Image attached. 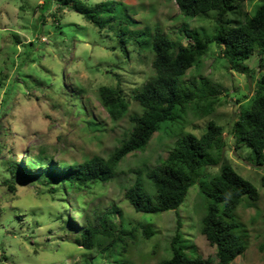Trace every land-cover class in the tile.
Masks as SVG:
<instances>
[{
	"label": "rangeland",
	"instance_id": "rangeland-1",
	"mask_svg": "<svg viewBox=\"0 0 264 264\" xmlns=\"http://www.w3.org/2000/svg\"><path fill=\"white\" fill-rule=\"evenodd\" d=\"M43 1L0 0V264H157L170 258L178 233L186 251L216 261V247L201 233L207 200L200 181L177 211L136 212L125 196L137 179L154 196L147 171L167 159L179 137L205 133L210 120L224 127L227 146L220 165L206 172L219 173L223 164H229L260 194L256 207L242 204L236 210L248 247L232 264H264V165L231 134L241 109L255 93L258 54L245 62L248 70L241 74L228 68L222 47L211 43L204 65L191 69L184 81L204 79L217 86L214 113L204 116L189 107L184 117L163 125L144 151L129 154L106 184L58 190L57 185L12 175V166L29 172L28 162L40 149L56 164L110 156L132 129L129 116L141 114L142 109L128 97L129 114L113 121L99 100L100 86H116L119 79L131 94L154 75L153 54L145 44L157 28L174 40L181 39L184 28L198 29L202 38L213 37L221 17L209 12L187 18L175 0H77L89 8L103 5L100 19L106 23L99 29L73 3L61 7L57 0H49V9L39 11ZM262 3L247 1L240 10L228 12L223 26H238L245 21L243 14L254 16ZM97 208L101 213L120 211L113 219L125 227L122 233L131 231L126 237L127 258L112 260L77 244L79 232L68 223L80 227L82 214L91 216ZM150 229L154 234L147 238Z\"/></svg>",
	"mask_w": 264,
	"mask_h": 264
},
{
	"label": "trees",
	"instance_id": "trees-1",
	"mask_svg": "<svg viewBox=\"0 0 264 264\" xmlns=\"http://www.w3.org/2000/svg\"><path fill=\"white\" fill-rule=\"evenodd\" d=\"M247 1L251 0H175L180 12L190 19L206 16L211 12L220 14L216 33L213 37L202 38L198 29L184 28L180 31L184 34L181 39L174 40L157 28L151 35V40L145 44L153 54L154 75L129 95L119 79L116 86H100L99 100L113 121L118 122L129 114L128 97L142 109L141 114L129 116L132 129L114 152L107 158L94 156L78 164H56L53 157L40 149L28 162L29 172L12 166V175L18 179L38 181L43 185H57L58 190L66 186L81 189L106 184L117 176L119 164L129 154L144 151L153 135L160 132L163 125L175 123V119L181 115L184 117L189 107L192 106L204 116L212 115L215 105L219 103V98L215 95L217 86L204 79L189 84L184 81L191 69H199L204 65V56L211 43L222 47L221 55L228 68L234 72L246 73L248 67L245 62L255 54L260 57V75L255 93L248 101L249 105L241 109L231 134L236 143L243 142L251 148L254 152L252 157L263 166L264 3L256 9L254 16L243 14L245 21L236 27H225L222 21L228 12L240 10ZM49 2L43 1L37 9H49ZM57 2L61 7L73 3L74 9L83 14L87 21L99 29L104 28L106 22L100 19L102 4L89 8L77 0ZM185 38L190 41L184 43ZM224 134V127L215 120H210L206 132L201 136L187 133L179 137L167 159L146 173V178L155 191L154 196L139 179L126 189L125 196L133 209L145 214L177 211L189 190L199 181L205 189L204 194L200 188L207 200L206 213L201 221V233L216 247V261L211 258L204 259L199 254L194 256L196 252L186 251L178 233L171 244L170 258L157 264H232L246 253L248 245L243 237L245 227L236 215V210L242 204L256 207L260 198L258 189L229 164H223L219 173L206 172L208 168L218 167L222 162L227 146L223 139ZM35 168L40 171H33ZM261 183L264 187V177ZM8 187L13 190L12 185L9 184ZM119 212L117 208H112L109 212L101 213L97 208L91 216L82 214L80 227L68 223L69 227L71 225L72 229L79 232L75 239L77 244L88 252L98 251L112 260L115 256L121 259L126 257L130 253V244L126 237L131 231L122 233L121 229L125 227L122 224L117 226L114 222L113 215ZM153 234V229H150L147 238Z\"/></svg>",
	"mask_w": 264,
	"mask_h": 264
}]
</instances>
